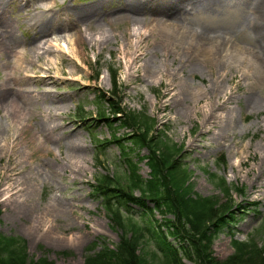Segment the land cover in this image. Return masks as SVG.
I'll return each instance as SVG.
<instances>
[{"label":"rangeland","instance_id":"1","mask_svg":"<svg viewBox=\"0 0 264 264\" xmlns=\"http://www.w3.org/2000/svg\"><path fill=\"white\" fill-rule=\"evenodd\" d=\"M84 4L88 0H12L5 6L18 42L9 52L0 50V81L10 75L12 86L22 87L31 101L20 113L0 103V235L21 238L30 259L86 264L125 234L135 237L138 253L148 262L161 264L141 225L145 219L159 223L164 215L153 210L141 216V207L128 203L135 214L118 225L92 190L100 174L125 181L120 146L111 141L98 150L93 137H116L133 160L136 153H147L129 138L135 131L124 119L129 111L153 118L149 133L157 129L162 144L181 148L188 171L179 192L188 198L185 209L202 211L212 202L235 211L215 232L212 254L220 260L232 255L233 240L263 246L264 105L255 111L246 104L254 84L241 75L242 56L222 49L214 58L196 53L195 60H186L181 58L186 44H173L169 37L157 44L145 29L149 24L107 23L103 11L99 18L78 19L73 8ZM257 9L255 0H216L188 7L185 23L197 33L222 34L234 45L249 47L256 37L245 20ZM34 21L47 25L34 39L39 57L25 43L32 35L27 23ZM137 26L144 29L138 51ZM134 53L139 58L132 62ZM182 82L189 85L184 97L177 89ZM256 92L264 99V88ZM101 94L118 102L122 114H112ZM137 164L140 175L149 177L146 159ZM168 239L177 240L170 234Z\"/></svg>","mask_w":264,"mask_h":264},{"label":"trees","instance_id":"2","mask_svg":"<svg viewBox=\"0 0 264 264\" xmlns=\"http://www.w3.org/2000/svg\"><path fill=\"white\" fill-rule=\"evenodd\" d=\"M113 84L116 85L115 76ZM100 97L107 101L112 114H122L118 102L114 103L110 96L104 94ZM99 115L100 118L105 116L103 112H99ZM124 119L135 130L130 133V140L145 146V155L136 153L137 159L133 160L116 137L110 141L93 137L96 149L99 150L112 141L120 146L122 154L119 162L124 166L125 181L108 174H100L92 185V190L99 196L109 218L118 225H123L124 220L132 218L135 210L128 203L141 207L138 211L141 216L152 214L153 210L161 212L164 216L159 223L147 219L141 223L144 236L151 241L160 255L161 264H264V245L257 247L256 244L251 246L233 240L235 252L232 255L220 260L212 254V238L220 227L227 225L234 217L232 206L226 203L212 205L211 202L202 211L185 209L188 198L179 192L180 181L186 178L188 171L181 161V148L173 144H162V133L157 129H154L155 134L149 133L154 127L153 118L128 111ZM143 157L150 170L149 177L146 178L140 175L137 166L138 159ZM135 189L138 190L137 194ZM148 202L152 206L147 205ZM165 214H170L171 217H166ZM169 234L177 239L176 242L168 239ZM133 239L135 237L131 239L121 234L112 248L104 246L99 249L89 257L86 264H151L138 253ZM0 264L54 263L45 258H28L21 238L0 235Z\"/></svg>","mask_w":264,"mask_h":264},{"label":"bare ground","instance_id":"3","mask_svg":"<svg viewBox=\"0 0 264 264\" xmlns=\"http://www.w3.org/2000/svg\"><path fill=\"white\" fill-rule=\"evenodd\" d=\"M11 1L12 0H0V50L8 52L9 49L16 46L18 42L17 37L12 31L11 22L4 16L6 11L5 6ZM215 1L216 0H116V3L111 5L112 0H88V4L77 6L73 8V10L76 17L84 21L94 17L99 18L98 12L103 11L104 14L102 16L107 17V19H105L107 23L124 21L126 23L132 22L133 25L134 23L142 26L144 24H149L145 29L148 28V31L155 35L153 40H156L155 42H157V44L163 40V38L167 39L168 37L173 44H186L187 46L182 52L183 54L181 57L186 60H193V56H196V53H200L201 55L206 54L214 58L220 54L222 49V51L225 50L228 54L230 53L228 51L231 50L238 52L243 59L240 63L243 67V73L241 75L245 78L249 76V79H251V81L253 80L254 84L253 86L251 85L252 88H250L249 94L245 97L246 104L251 110H260L263 108L264 99L256 92V88H264V0H255L256 7L259 9H257L253 15L250 14L245 20V22L253 28L256 37V43H252L249 47L234 45L232 42H229V38L225 40L222 34L213 33L210 35V33L205 32L197 33L195 30L190 29L187 23H185V15L188 13V7L194 9L200 6L211 5ZM43 5H46V3H43ZM144 13H147V15ZM255 14L256 16L254 17ZM46 26L44 21L27 23V27L30 29L32 35L25 43L30 44L29 51L36 57H39L40 54L37 50L39 45L37 42H34V39L38 34L40 35L47 31ZM142 26H137L138 31L134 33L135 37L139 36V40H137L135 44V50L137 51L143 46L141 44V36H144V29L141 31ZM77 36L75 37L76 40L78 38ZM158 39L160 40L157 41ZM191 44L195 46L194 50ZM183 46L185 47V45ZM126 52L128 53L127 49ZM138 58L139 54L134 53L131 60L134 62ZM195 59L196 57L194 60ZM25 61L29 62L28 59ZM19 66H22V64ZM227 66L228 68H233L231 65ZM194 69L195 67H191V70ZM7 74H9V72H7ZM220 74L223 75L224 73L221 72ZM9 76L10 75H6L0 81V103L5 106L13 105L15 112L20 113L30 104V95L24 93L22 87L15 88L12 86L8 79ZM232 78H236V82L240 83L241 76H237V74L233 72ZM187 86L189 85L182 82L177 88L183 97L189 91ZM44 97L48 99L49 96L47 95ZM227 99L228 97L224 98V100ZM51 101H53V99ZM49 113L50 112H48V114ZM70 154L75 156L73 150H71Z\"/></svg>","mask_w":264,"mask_h":264}]
</instances>
